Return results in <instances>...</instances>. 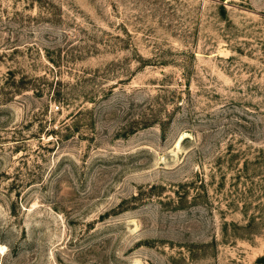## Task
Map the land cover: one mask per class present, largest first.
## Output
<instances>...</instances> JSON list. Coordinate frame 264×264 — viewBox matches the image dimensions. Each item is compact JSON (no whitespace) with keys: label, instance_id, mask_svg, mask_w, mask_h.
Returning <instances> with one entry per match:
<instances>
[{"label":"rangeland","instance_id":"374dc122","mask_svg":"<svg viewBox=\"0 0 264 264\" xmlns=\"http://www.w3.org/2000/svg\"><path fill=\"white\" fill-rule=\"evenodd\" d=\"M263 254L264 0H0V264Z\"/></svg>","mask_w":264,"mask_h":264},{"label":"trees","instance_id":"16d2710c","mask_svg":"<svg viewBox=\"0 0 264 264\" xmlns=\"http://www.w3.org/2000/svg\"><path fill=\"white\" fill-rule=\"evenodd\" d=\"M14 47V46H13ZM16 49V47L13 49V50H15ZM7 76L5 77L6 78V81H7V79H11L10 81H11V84L12 85H15V88L16 89H20V88H22V79L21 80H19V81H17V82H15V77H14V71L13 70H9V71H7ZM259 263L260 264H264V254L259 258Z\"/></svg>","mask_w":264,"mask_h":264}]
</instances>
